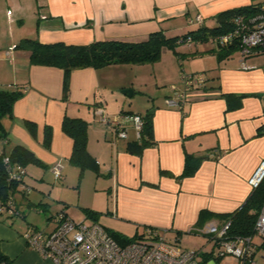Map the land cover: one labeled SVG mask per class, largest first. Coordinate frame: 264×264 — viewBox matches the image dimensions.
<instances>
[{
	"label": "crops",
	"instance_id": "1",
	"mask_svg": "<svg viewBox=\"0 0 264 264\" xmlns=\"http://www.w3.org/2000/svg\"><path fill=\"white\" fill-rule=\"evenodd\" d=\"M238 1L0 0V86L23 89L11 115L2 119L7 131L2 148L23 146L51 175L58 165L57 180H67L75 167L78 175L81 171L70 160L72 137L62 129V121L65 116L81 118L86 122V148L97 166L83 172L104 177L107 198L111 196L105 207L111 216L96 219L106 230L128 238L151 229L165 231L167 238L176 236L182 242L185 234L199 233L197 228L207 222L221 223L250 193L249 179L264 161V51L243 57L236 49L221 56L215 38L189 39L182 42L186 51L173 58L73 69L65 95L63 69L32 64L28 52L15 45L26 37L66 44L140 41L155 31L166 35L191 25L213 27L217 14ZM197 15L202 22L190 23ZM9 48L12 53L6 57ZM243 62L251 67L243 68ZM167 72L172 74L161 82L171 85L160 94L149 82L136 85L147 74ZM193 74L203 81L186 90L183 77ZM137 93L148 95L145 104L134 101ZM174 96L177 103L168 105L166 99ZM98 108L109 116L150 112L151 143L139 147L131 125L126 138L116 136L111 125L101 122ZM187 155L198 161L189 175L183 174ZM15 195L26 198L20 192ZM27 200L16 199L22 218L25 208L42 202ZM20 225L0 219V253L11 264H53L23 236L34 225L28 224L23 233ZM48 225L44 230L52 229L53 223ZM212 247L198 250L208 254ZM219 260L202 255L205 264Z\"/></svg>",
	"mask_w": 264,
	"mask_h": 264
},
{
	"label": "built area",
	"instance_id": "2",
	"mask_svg": "<svg viewBox=\"0 0 264 264\" xmlns=\"http://www.w3.org/2000/svg\"><path fill=\"white\" fill-rule=\"evenodd\" d=\"M245 13L233 17L231 29L216 36L218 44L223 46L235 45L240 54L245 57L264 51V0H251ZM241 6V5H239ZM201 15L190 20V23L200 24ZM189 41V39H187ZM12 49L5 51L9 57ZM243 68L251 66L245 62ZM185 89L202 82L200 75H185L183 77ZM178 96L166 99L168 105L177 103ZM101 122L111 125L113 132L120 138L127 137L128 125L135 130L136 139H140L143 120L139 114L120 113L114 116L107 115L98 108ZM4 139L2 142H5ZM7 169L9 158H2ZM54 178L61 177V168L55 165L51 168ZM25 170L9 171L8 180L18 183V188L24 193L30 192V187L23 180ZM264 179V161L249 179L251 187H256ZM15 196L0 199V214L7 216L17 215ZM52 229L40 230L29 226L24 233L28 245L36 250L43 258L53 264H205L202 261V251L182 247L180 240L174 236L167 238L165 231L148 230L143 237L132 240L125 245L119 244L100 223L87 220L84 217L74 220L64 211L55 213L52 217ZM230 220L221 223L210 221L197 228V232L208 236L213 243L212 256L231 254L238 258L239 264H254V238L264 239V204L259 209L254 223V233L250 236L229 237ZM0 264H7L0 259Z\"/></svg>",
	"mask_w": 264,
	"mask_h": 264
},
{
	"label": "trees",
	"instance_id": "3",
	"mask_svg": "<svg viewBox=\"0 0 264 264\" xmlns=\"http://www.w3.org/2000/svg\"><path fill=\"white\" fill-rule=\"evenodd\" d=\"M248 6L241 5L226 9L216 16L217 24L213 27L199 26L195 30L183 36H166L162 31H155L140 41H124L117 39L96 40L88 44H66L63 42L43 43L37 37L22 38L15 48L24 49L28 52L30 63L59 66L64 71V94H67L70 71L76 68L92 66L100 68L111 63H147L160 58L162 47L175 49L178 43L190 40H206L216 38L219 34L231 29L233 17L245 13ZM249 11V10H248ZM218 44V43H217ZM221 56H227L238 49L235 45L223 46L218 44ZM219 51V52H220ZM179 55V52H176ZM23 94L22 87H2L0 86V199L7 198L20 192L24 197L26 193L18 188V183L8 180L9 171L24 169L27 163H40L35 155L28 149L20 145L12 146L5 151L2 146L7 140V131L3 126L2 119L6 115H11L12 106L15 100ZM143 120V127L140 131L138 146L151 143V113L140 115ZM28 127H32V122L26 121ZM62 129L72 137L71 162L80 167V174L87 167L96 170V162L90 156L86 148L87 132L86 122L81 118H70L65 116L62 121ZM50 136V130H46V139ZM9 158V168L5 166L2 158ZM198 161L192 155L185 158L183 174H192ZM26 174V171H25ZM25 179V178H24ZM24 182V180H23ZM264 204V179L253 187L242 204L232 211L225 219L230 220L228 230L229 237L250 236L254 233V223L258 216L260 207ZM18 214L20 211L15 202ZM98 212L85 209L87 218L96 221ZM14 216V215H13ZM11 217V216H9ZM52 217V216H51ZM108 231V230H107ZM109 234L121 245L143 237V234L134 235L131 238L125 237L116 232L108 231ZM262 239V238H261ZM264 240V239H262ZM255 242V241H254ZM256 245V243H255ZM258 246V245H257ZM264 246V241L260 243ZM202 255L212 256L211 252ZM206 257V256H204ZM219 257V256H213ZM0 259L11 264L4 255L0 253Z\"/></svg>",
	"mask_w": 264,
	"mask_h": 264
},
{
	"label": "rangeland",
	"instance_id": "4",
	"mask_svg": "<svg viewBox=\"0 0 264 264\" xmlns=\"http://www.w3.org/2000/svg\"><path fill=\"white\" fill-rule=\"evenodd\" d=\"M250 2L251 0H239L237 6ZM196 28V26L191 25L184 31H173L170 34L167 32L166 36H183ZM187 48L188 47L184 46L182 43H178L174 50L162 47L160 58L161 60H164L165 57L168 58V55L173 58V55H175L176 52L186 51ZM185 67H188V63H185ZM171 74V72H167L166 75H159L157 73L147 74L145 75L146 79L140 77V86H138V84L136 85L139 88L149 82V85L156 88L159 91L157 93L160 94V92L168 89L171 85L169 82H161L163 79L162 77L167 76L166 78H169ZM156 82L157 84H155ZM147 97L148 95H140L137 93L134 97V101L143 105L147 102ZM73 170V172L69 173L67 180H55L54 176L47 172L43 165L33 162L27 163L25 165L26 174L24 177V180H26L27 183H24L31 189L26 198H21L19 195H15V200L19 199L22 201H28L27 199H29L36 204L39 203V199H41L42 202L40 205H30V207L25 208L23 218L20 215H14L9 218L5 214H0V219L8 218L9 221L13 220V222L21 224L20 227L22 228L23 233L28 224H32L40 230H43L48 224L52 225V219L50 218L49 220H46V217L50 215L53 216L55 213L60 211H64L76 221L86 216V208L98 212V219H100V221L103 218H107L108 216L110 217V214H105L106 202L107 199L111 201V196L107 198L104 177H99L97 179L95 172L91 170H86L83 174L79 175L77 167ZM87 220L91 221L90 218ZM47 221H49L48 224H46ZM130 227L131 226H129V228ZM140 230L141 229H139V231ZM127 231V235L131 236L133 234L132 228ZM254 240L259 244L254 251V264H264V246H260V243L264 240L259 237H255ZM180 245L185 248L198 250L202 247L210 249L213 246V243L210 241L208 236L199 232L185 234ZM217 264H239V262L238 258L235 256L231 254H224L223 256H220V260Z\"/></svg>",
	"mask_w": 264,
	"mask_h": 264
}]
</instances>
